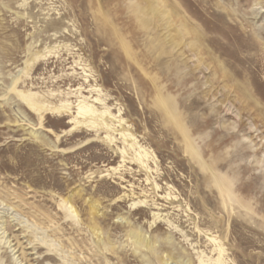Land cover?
I'll list each match as a JSON object with an SVG mask.
<instances>
[{
	"label": "rangeland",
	"instance_id": "374dc122",
	"mask_svg": "<svg viewBox=\"0 0 264 264\" xmlns=\"http://www.w3.org/2000/svg\"><path fill=\"white\" fill-rule=\"evenodd\" d=\"M136 1L0 0V264H264V0H165L210 51L186 37L184 81ZM79 100L124 125H71Z\"/></svg>",
	"mask_w": 264,
	"mask_h": 264
},
{
	"label": "bare ground",
	"instance_id": "6f19581e",
	"mask_svg": "<svg viewBox=\"0 0 264 264\" xmlns=\"http://www.w3.org/2000/svg\"><path fill=\"white\" fill-rule=\"evenodd\" d=\"M158 3L164 4L165 8L160 10V7L158 8L156 6L157 0H137L130 7H128L129 12L131 14V17L134 20L135 25H136L135 30L137 32L136 31L135 32L137 33V35H138V33L143 35V37H144L143 45L151 53L153 52V57L160 59V57L162 55H164V54L168 55L169 59L167 60V68L169 69V72H171V75L173 74L174 77L177 78V80L181 79L184 81L187 73L184 71V67H182L179 64L178 58L180 57V55H178V51L176 52V50L180 47V49H182V51H185V48L187 46H189L188 43L186 44L183 42L184 40H186V37L187 36L190 37L189 38L190 43L193 42V44H190V45L192 46V48H197V50L200 53V54H198V57H199V64L198 65H200V67L206 64L204 55L207 54L209 56L210 51L207 50V47L204 45V41H203L200 33L197 31V29L195 27H190V28L188 27V25L186 24L187 18H185L183 16L180 18V14H179L177 7H173L172 5H170L168 7L166 5L167 2L165 0H158ZM102 11H103V9H102ZM108 11H109V9L107 10V12ZM158 13H161V14H158ZM100 14L102 16V19L106 18L108 20V22L112 23L110 21V19L106 16V14L105 15H104V13H100ZM164 15H167L169 17L168 20L166 22H164L162 19H160L158 21L159 17L164 16ZM163 22L165 24L161 28H166L167 34L165 35V37L160 36V34H158V33L157 34L153 33L157 27L162 25L160 23H163ZM132 24H133V22H132ZM184 53L185 52H182L181 55H184ZM221 68H222V66H221ZM222 73H224V71H222L221 74ZM84 81H86V80H84ZM74 85H76V84H74ZM89 91H90V89H89ZM91 91H94L95 93L98 92L100 94V90H98L97 88H92ZM99 94H97L98 96L92 102L95 105L99 104V105L105 106V104L103 103L104 101L101 99L102 97L100 98L101 94L100 95ZM19 95L21 97V100L23 101V104L26 107H28V109H30L32 111V113H34V114H39V112H41L42 109L44 107H46L45 105L41 106V107L38 105V103H37L38 101H36V95H38V94H36V95L32 94V93L25 94V93L19 91ZM101 96H103V95H101ZM87 102L86 101H80V103L78 105V110L76 111V116L73 119H71L69 122L71 125H74L77 128L88 129V131L108 130L110 127L109 123L105 122V120H106L105 117L107 115H109V117H112L111 120H113V118L117 119L115 122H117L119 124V127L124 125L123 122L125 119H123L121 117L122 115H121L120 110H118V115H113L109 109L105 110L103 112H99L98 108L95 107L93 103H92L93 105H90ZM163 102L166 105L164 100H163ZM66 106L68 108V105H66ZM56 108H58V107H56ZM64 108H66V107H64ZM57 110H58V112H60L61 109L59 110V108H58ZM112 128H111V130H112ZM119 135H121V137L124 138V142L134 141V143H132V144L127 143L129 148L134 150V157H132L131 161L134 162V164H137L138 166H140L141 168H144L146 171H150L151 168L147 164V161H149V155L145 150L142 149V147H139V152L136 151V149H135V147L137 146V143L135 142L136 139H134V137L131 134H125L124 132H122ZM106 139L112 143H116L115 138L113 136L108 135ZM119 150H120V153L122 154L123 162H126L128 151L126 150V148L119 149ZM96 232L98 233V231H96ZM5 238H7V237H5ZM210 239L213 243L217 242V240H215L214 238H210ZM7 242L9 245H11L10 240L9 241L7 240ZM218 243H220V242H218ZM214 245L217 246L216 244H214ZM5 246H7V244ZM9 247H11V246H9ZM15 250L16 249H14L13 251H15ZM218 252H219V254H218L219 256L218 255L217 256L219 257V260H220V257L223 253V249L219 248ZM19 261H21V260H19ZM169 261H170L169 258H167V257L164 258L165 264H166V262L168 264ZM215 261H216V259H215ZM219 263H220V261H218L216 264H219ZM199 264H204V263L202 261H200Z\"/></svg>",
	"mask_w": 264,
	"mask_h": 264
}]
</instances>
